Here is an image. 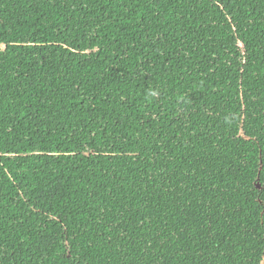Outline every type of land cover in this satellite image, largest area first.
Masks as SVG:
<instances>
[{"label": "trees", "instance_id": "1", "mask_svg": "<svg viewBox=\"0 0 264 264\" xmlns=\"http://www.w3.org/2000/svg\"><path fill=\"white\" fill-rule=\"evenodd\" d=\"M0 264H264V0H0Z\"/></svg>", "mask_w": 264, "mask_h": 264}]
</instances>
